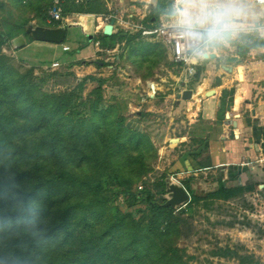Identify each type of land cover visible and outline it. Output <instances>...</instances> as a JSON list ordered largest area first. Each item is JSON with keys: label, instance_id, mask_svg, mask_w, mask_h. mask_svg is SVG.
<instances>
[{"label": "trees", "instance_id": "trees-1", "mask_svg": "<svg viewBox=\"0 0 264 264\" xmlns=\"http://www.w3.org/2000/svg\"><path fill=\"white\" fill-rule=\"evenodd\" d=\"M21 1L9 0L0 16V50L7 41L24 34L29 23L19 6L31 8L34 16L41 17L44 8L54 0ZM62 6L64 16L107 13L103 0H65ZM169 6L170 3L159 0L154 15L147 21L151 22L152 17L156 20ZM54 24L50 27L60 25ZM141 36L139 31L124 38L121 49L138 44ZM122 37L113 33L101 35L99 46L111 50ZM237 38L242 43L233 42V45L241 54L254 47H264V37L257 33H239ZM154 50L152 44L151 55ZM93 63L96 67L107 65ZM13 75L7 67L0 66V87L6 88L9 83L14 89L10 94L12 105L4 103L0 90V238L4 240L6 253L16 264H184L190 257L171 239L179 227L175 208L161 205L165 199L162 203L154 201L146 190L132 189L136 180L148 172L144 163L146 154L154 153L152 145L149 148L140 139L142 131L126 123L123 116L114 114L112 106L96 111L100 94L92 101L95 123H91L84 117L85 102L78 94L65 91L27 99L24 93L30 94L35 89L33 78L21 76L12 86ZM87 79L93 80L91 76ZM108 79H96L97 87L91 92L99 93ZM81 89L79 84L76 92ZM120 109L124 110L125 104ZM98 114L99 121H94ZM14 117L21 121L19 131L24 143L38 140L35 150L21 158H17L22 155L17 151L20 146L8 147V119ZM127 131L132 136L122 140ZM198 142L199 149H207L204 141ZM199 149L179 159L182 164L190 159L191 172L210 166L209 157L206 164L196 160ZM130 150L136 155L130 154ZM158 185L165 194L164 180ZM184 188L190 190L189 185ZM234 191L221 182L206 197L191 195L183 206L192 210L200 201L228 199ZM120 195H125L132 204L143 201L146 207L137 210L138 217L135 212H120L113 204ZM244 262L251 261L242 257L241 263ZM0 264H7L1 256Z\"/></svg>", "mask_w": 264, "mask_h": 264}, {"label": "rangeland", "instance_id": "rangeland-1", "mask_svg": "<svg viewBox=\"0 0 264 264\" xmlns=\"http://www.w3.org/2000/svg\"><path fill=\"white\" fill-rule=\"evenodd\" d=\"M24 1H21V3ZM64 1L54 0L48 7L44 8L41 17L34 16L30 11L31 8L25 9L24 5L18 7L22 12L24 11L23 13L34 26L50 27L57 23L67 28V33L62 43L36 41L27 37L26 45L20 49H14L10 41H7L0 50V57L2 58L0 66L4 65L11 71L12 75L14 74L12 86L18 81L19 77L26 78L30 75L33 78L35 89L30 94L24 93L27 99H39L41 95L53 96L61 92L73 91L74 95L78 94L80 99L85 102L84 117L88 118L91 123H95L91 114L92 101L100 94L96 111L112 106L113 113L123 116L126 123L130 120H138L142 131L139 134L140 139L149 148L151 144L154 153L146 154L147 159L144 163L148 172L141 179L136 180L132 189L136 188V190L150 192L154 201L162 203L165 199L162 187L158 183L167 178L180 183L183 187L189 185V197L194 195V192L203 195L200 197H206L210 192L216 191L215 181L222 178V174L218 170L214 172L213 169L204 167L201 171L191 172L188 168L184 172H179L174 167L170 169L181 156L190 155L189 152L199 149L201 146H199V139H188V141L180 143L175 140L172 143L170 142V145H168V142L163 143L164 131L168 124L166 112L171 110L173 100L170 99L171 101L164 103L163 97L165 94L160 92L155 94L153 97L155 99L146 100V96L150 95L147 84L150 83V77L154 82L159 83L157 75L165 73L162 68L176 71L171 59L165 55V47L160 40L156 38H152L153 41L139 39L138 44H132V47L113 53H98L94 60L98 64H109L111 67H96L92 71H85L80 65L83 62L85 65L89 64L88 56L85 57V60L68 61L72 57H81L79 50L85 49L87 45L82 43L84 37L81 27L73 24L70 25L71 28H68V25L64 22L65 20H68V22L73 20L69 18L73 14L64 16V13H62ZM162 1L166 4L171 2L170 0ZM8 2L9 0H0V16L4 13ZM54 4H58L61 8V15L58 19H55L54 14L51 12ZM70 10L73 11L75 8H70ZM145 11L147 12L144 21H147L149 17L154 15V12L153 9L149 8H145ZM165 13L171 15L172 8H166ZM159 17L156 20L152 17L151 20L154 21H145L143 26L147 27L149 25L150 28H157L159 24L168 20L163 17V21L160 22ZM124 18L126 20L131 19L133 23H138L134 19L136 17L132 15L127 17V13H124ZM219 30L214 36H211L210 46H215L221 51L222 55L225 53L226 58H228L227 61L234 64V67L241 70L244 65L259 61L264 62V47H254L249 49L247 53L241 54L239 48L233 45V42L242 43L237 38L239 33H257L259 35L258 30L253 28L249 31H237L230 38L224 35V31L220 32L221 30ZM150 42H153L155 46V55L150 54L152 45ZM79 43H82L81 46H78ZM63 44L69 46L68 52L62 51ZM131 49H133L132 54H130ZM54 60L60 63L56 68L52 67ZM152 62L157 64L153 65ZM72 65H77L79 68L72 69ZM132 75L135 77L134 79H131ZM88 76H91L93 80H88ZM103 76L109 78L108 81L102 85L99 93H92L91 91L97 87L96 79ZM137 78L141 79L138 83L135 81ZM79 84H82V89L78 93L76 88ZM0 90L4 94V103L12 105L10 94L14 89L11 88V84L8 83L6 88L1 86ZM122 103L126 106L124 110L120 109ZM182 111H184V107L178 109L175 118L179 116L182 118L184 116ZM137 114L142 116L137 117ZM99 117V114L94 116V121H99ZM16 119V117L8 119V122H10L9 132L7 133L10 138L8 147L20 146L17 151L22 155L17 158H21L23 155H27L29 151L35 150L38 140L34 139L33 141L30 139V144L24 143L22 134L19 131L21 121H16ZM101 127L99 124V129ZM92 128L96 129L95 126H92ZM129 136H132L131 131L123 133L122 140H127ZM133 143L135 144V142ZM166 145L168 147L164 148ZM3 150L4 152L7 151L5 148ZM130 154L134 155L135 151L130 150ZM207 159V149L202 148L196 160L206 164ZM216 176L218 177L216 178ZM233 189L235 193L228 199L207 198L205 201L195 204L192 210L185 209L183 205L175 208L174 214L179 227L171 235V239L177 247L184 249L190 257L184 264H242V257L251 261L243 264H264V188L254 190L257 196L248 193L249 190L246 186L233 187ZM113 204L118 207L120 212H135L136 217L140 214L137 210L146 207V203L139 200L132 204L125 195H120ZM180 210L185 211L179 214ZM0 256L6 260L7 264H16L15 260L6 253L2 238H0Z\"/></svg>", "mask_w": 264, "mask_h": 264}, {"label": "crops", "instance_id": "crops-1", "mask_svg": "<svg viewBox=\"0 0 264 264\" xmlns=\"http://www.w3.org/2000/svg\"><path fill=\"white\" fill-rule=\"evenodd\" d=\"M158 1L103 0L106 14L71 15L69 18L73 20L68 18L70 22L68 20L64 22L68 28H71L70 25L73 24L81 27L84 37L82 43L87 46L85 49L79 50L81 57H72L68 61L85 60V57L88 56L89 64L85 65L83 62L80 67L85 71L94 70L96 68L93 63L94 57L98 56V53H113L122 50L121 46L126 37L139 32L130 28L131 24H136L138 28H147L143 26L147 12L145 8L154 9ZM170 1V6L167 8H172V13L171 15L161 14L160 22L163 21V17L168 20L159 26L167 24L188 27L186 22L189 19L195 20L207 12L224 9L227 11V27L219 31H224L227 38L237 31H249L253 28L264 37V1L262 0ZM124 13H127V17H131V15L136 17L134 19L138 23H133L131 19L126 20ZM106 18L114 19L112 33L124 36L111 50L102 49L98 42V38L103 35V27L109 22ZM197 27L206 30L211 27V24L206 22L203 25H197ZM64 29L67 33V28L64 27ZM138 38L153 41L152 38L155 37L142 35ZM203 41L198 54L193 59L195 72L192 75H188L183 66L173 62L169 47L160 41L165 47V55L171 59L176 71L162 68L165 73L157 75L159 83L154 82L150 77V83H147L150 95L146 96V100L155 99L153 97L158 92L165 94L164 103L173 100L171 110L166 112L168 124L164 131L163 143L168 142L170 145L169 143L175 140L180 143L188 141V139L204 141L207 144V155L210 160V167L206 169H213L214 172L218 170L222 174V178L215 181L216 189L219 188L221 182L226 188L246 186L249 189L248 193L257 196L254 190L264 188V62L247 64L240 70L227 61L225 53L223 56L215 46H210L211 37ZM150 43L153 44V42ZM81 44L79 43L78 46ZM62 46L69 48L66 44ZM62 51L68 52V50ZM152 53L155 55L154 51ZM204 53H213L215 57L204 58ZM53 62L58 61L54 60ZM58 64L60 63L58 62ZM153 65L155 64L153 63ZM105 67L111 66L107 64ZM78 68L77 65H72V69ZM134 78L132 75L131 79ZM140 80L137 78L135 81L138 83ZM187 89L192 90L191 98L188 100L179 99L177 96ZM180 107H184V111H182L184 116L175 118V113ZM141 116L137 114V117ZM128 124L141 130L138 120H130ZM166 147L168 146H164V148ZM188 161L190 159L185 160V163L182 164L178 160L170 169L174 167L175 170L184 172L188 170ZM194 195L203 196L195 194V192Z\"/></svg>", "mask_w": 264, "mask_h": 264}, {"label": "water", "instance_id": "water-1", "mask_svg": "<svg viewBox=\"0 0 264 264\" xmlns=\"http://www.w3.org/2000/svg\"><path fill=\"white\" fill-rule=\"evenodd\" d=\"M114 19H110L108 24L103 27L102 34L109 36L112 34V28ZM65 29L62 26L47 27L36 25L34 26L30 22L24 28V34H19L10 40V43L14 49H20L26 45V38L29 37L36 41L50 42V43H62L65 37ZM204 58H214L213 53L203 54ZM152 87V85H151ZM192 90H183L177 97L181 100H188L191 98ZM226 117L227 114H226ZM165 200L161 204L165 207L177 208L189 201V194L185 188L178 182L171 179H165Z\"/></svg>", "mask_w": 264, "mask_h": 264}, {"label": "built area", "instance_id": "built-area-1", "mask_svg": "<svg viewBox=\"0 0 264 264\" xmlns=\"http://www.w3.org/2000/svg\"><path fill=\"white\" fill-rule=\"evenodd\" d=\"M51 12L54 14L55 19L60 18L61 8L58 4L52 6ZM106 20L109 21L108 18H106ZM129 27L140 31L141 35H153L156 39L169 47L173 62L183 66L188 75H192L195 72L193 59L204 41L190 42L187 26L163 24L151 30L142 27L138 28L136 24H131ZM68 49L67 46H62V50L66 51ZM58 66V62L52 63V67L56 68Z\"/></svg>", "mask_w": 264, "mask_h": 264}, {"label": "clouds", "instance_id": "clouds-1", "mask_svg": "<svg viewBox=\"0 0 264 264\" xmlns=\"http://www.w3.org/2000/svg\"><path fill=\"white\" fill-rule=\"evenodd\" d=\"M206 22H210V28L205 30L197 27V25H203ZM186 23L190 42L202 41L214 36L217 30L227 27V11L224 9L210 11L195 20L189 19Z\"/></svg>", "mask_w": 264, "mask_h": 264}, {"label": "bare ground", "instance_id": "bare-ground-1", "mask_svg": "<svg viewBox=\"0 0 264 264\" xmlns=\"http://www.w3.org/2000/svg\"><path fill=\"white\" fill-rule=\"evenodd\" d=\"M241 74V73H240Z\"/></svg>", "mask_w": 264, "mask_h": 264}]
</instances>
